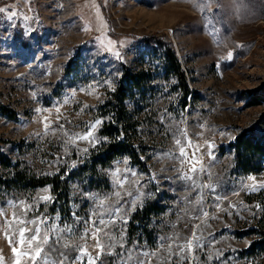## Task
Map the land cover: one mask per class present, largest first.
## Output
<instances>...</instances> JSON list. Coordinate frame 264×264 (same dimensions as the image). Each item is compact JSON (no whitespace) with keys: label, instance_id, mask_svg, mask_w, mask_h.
Masks as SVG:
<instances>
[{"label":"rangeland","instance_id":"1","mask_svg":"<svg viewBox=\"0 0 264 264\" xmlns=\"http://www.w3.org/2000/svg\"><path fill=\"white\" fill-rule=\"evenodd\" d=\"M0 8V102L17 115L0 113V151L38 177L75 168L107 141L103 108L127 69L150 76L144 104L130 112L139 111L137 145L151 169L123 157L101 170L105 193L72 182V221L57 213L48 227L37 213L49 187L5 194L0 264H57L45 236L76 250L68 264H264V255H238L264 240V173H237L228 147L244 131L264 134V102L249 105L264 99V0H0ZM156 39L174 50L193 93L178 114ZM148 182L166 193L152 225L158 238L128 246L130 217L152 197Z\"/></svg>","mask_w":264,"mask_h":264},{"label":"trees","instance_id":"2","mask_svg":"<svg viewBox=\"0 0 264 264\" xmlns=\"http://www.w3.org/2000/svg\"><path fill=\"white\" fill-rule=\"evenodd\" d=\"M154 48L156 51H161L160 69L165 77L176 81L174 89L178 96L176 102L170 107V111L178 114L190 105L189 98L193 95L186 73L176 53L166 42L156 39ZM149 78L150 76L144 72L135 74L127 69L124 71L105 105L106 108H103L106 110H104L105 115L110 117V121L103 124L99 135L105 137L107 141L88 156L80 159L73 169L64 166L54 175L38 177L21 169L19 165H14L13 161L0 151V168L6 171L0 174V203L4 200L5 194L15 190L33 191L49 187L51 199L42 204L37 213L42 215V220L48 227L50 217L57 213L64 221H72V182H75L82 190L105 193L110 189L111 183L101 170L111 167L115 161L123 157H127L134 167L149 175L150 166L147 160L143 159L140 150L143 147L137 145L141 125L139 111L135 114L130 112V105H135L140 110V106L144 104L145 97L150 92ZM263 102V98L254 96L249 105L259 106ZM0 113L7 118L17 119L15 112L1 102ZM228 147L234 154V168L237 173L241 175L264 173V134L255 130L244 131ZM148 189L152 192V197L147 199L130 217L126 231L128 246H134L139 242L153 244L158 238V233L152 225L155 219L166 211L162 204V198L166 193L159 185L151 182H148ZM43 251L53 255L57 264H68L67 261H72L77 253L75 249L64 248L55 241L44 243ZM238 255L241 258L264 255V240L253 242L248 249L240 251ZM64 258H67V261ZM107 261H111V258L104 257L102 262L107 264Z\"/></svg>","mask_w":264,"mask_h":264},{"label":"snow or ice","instance_id":"3","mask_svg":"<svg viewBox=\"0 0 264 264\" xmlns=\"http://www.w3.org/2000/svg\"><path fill=\"white\" fill-rule=\"evenodd\" d=\"M6 10H7L6 8H0V13L5 12ZM13 15H15V13H13ZM100 123H101L100 120H96V121H95V125H99ZM95 125H93V127H95ZM91 136H92V132L89 131V132L87 133V135L81 137V139H85V140H87V139H89V137H91ZM179 143H180V141L178 140V141H177V144H179ZM84 151H87V149H85ZM183 152H184V150H183V148H181V154H182V155H183ZM193 171H195L194 168H193ZM43 199L47 201V200H50L51 197H49V196H45V197H43ZM119 212H120V208H116L112 214L115 215L116 213H119ZM122 222H124V221H122ZM21 223H24V222L21 221ZM94 223L97 224V225L103 224V219L98 220V221H96V222H94ZM26 230H27V229H25V228H21V229H20V235H21V237L24 236V233H25ZM38 238H39V228H36V229H35V234H33V235L29 238V244H31L32 241H35V240H37ZM48 239H49V237H47V236H45V237L43 238V240H44L45 243L48 242ZM20 242H21V244H23V242H24L23 239H21ZM188 247H189V248L191 247V242H188ZM13 251H15V249H13ZM181 251H183V247H181ZM40 253H41V248H40L39 246H37L36 249H35V255H36V256H40ZM25 255H30V254H29V253H25ZM32 258L34 259L35 257H32Z\"/></svg>","mask_w":264,"mask_h":264}]
</instances>
